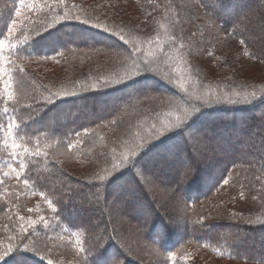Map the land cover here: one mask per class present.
<instances>
[{
    "label": "trees",
    "instance_id": "obj_1",
    "mask_svg": "<svg viewBox=\"0 0 264 264\" xmlns=\"http://www.w3.org/2000/svg\"><path fill=\"white\" fill-rule=\"evenodd\" d=\"M24 3L0 0V264H264V0H38L10 32ZM185 108L198 135H153ZM145 141L143 174L113 167Z\"/></svg>",
    "mask_w": 264,
    "mask_h": 264
},
{
    "label": "snow or ice",
    "instance_id": "obj_2",
    "mask_svg": "<svg viewBox=\"0 0 264 264\" xmlns=\"http://www.w3.org/2000/svg\"><path fill=\"white\" fill-rule=\"evenodd\" d=\"M219 2H220V0H211L212 4H218ZM21 3H23V0H21ZM204 6L207 8V7H209V4L205 3ZM17 12H19V9H17ZM81 22L87 23L86 21H81ZM210 23H211V21H210ZM93 27H96V25H93ZM9 31L11 32L12 29L9 28ZM104 31H107V29H104ZM120 39H123V37H121ZM3 47H4V42L0 41V50H2ZM209 55H211V53H209ZM149 73L155 74L152 72L151 67L147 66V64L144 66L143 72H141V66L139 64L136 65V69H135V73H134L135 76L148 75ZM2 75L3 74L0 73V77H2ZM128 79H133V75H129ZM117 82L118 83L124 82V78L123 77L118 78ZM8 87H11V85H8ZM4 111L7 112L8 109L5 108ZM180 111H181V115H178L176 117L175 123H167V124L161 125L159 128H155L153 135L156 136L157 139H160L163 136H165L166 134L172 133V132H179L181 134V136H187L188 140H192L194 135L199 134L198 130L195 129L194 127H192V125L195 123V121L192 119L193 113L197 112L198 109L197 108H192V109L185 108V109H182ZM13 127H14V122L8 125L7 131L9 133V135L12 134ZM145 144H146V141L144 143L136 145L135 149H129L125 154L122 155L120 162L118 164L113 165V167L121 168L126 164H130L131 167H133V168L139 167V169L141 170V173L143 174L142 166H138L137 159H138L139 151L145 147ZM17 147H19V146L16 145L15 143H13V145L11 146V148L13 149L11 154L13 156L16 155L14 150ZM24 151L27 152L28 149L25 148ZM23 167H24L23 162H20V168L23 169ZM100 179L104 180V177L101 176ZM224 183L227 184L228 181L225 180ZM16 250L19 251L18 248ZM24 250L25 251L28 250L27 245L24 246ZM11 252H13V247H9L7 250H5V252L3 254H0V259H4ZM15 264H24L23 256L18 257L15 260ZM48 264H51L50 260L48 261Z\"/></svg>",
    "mask_w": 264,
    "mask_h": 264
},
{
    "label": "rangeland",
    "instance_id": "obj_3",
    "mask_svg": "<svg viewBox=\"0 0 264 264\" xmlns=\"http://www.w3.org/2000/svg\"><path fill=\"white\" fill-rule=\"evenodd\" d=\"M37 1L38 0H27V3H24L22 6L21 5L19 6L18 8L19 12H16L15 20L11 24L12 31H14L16 28H18L20 25H22L27 20L30 10L33 8V5ZM2 59L4 61V58H2L0 54V67L4 66ZM10 137H8V144L11 147L13 144H11L12 140ZM7 173L10 175L11 178H13L14 180L16 179V176L12 168L7 169Z\"/></svg>",
    "mask_w": 264,
    "mask_h": 264
}]
</instances>
